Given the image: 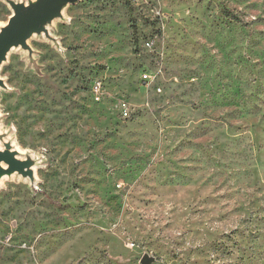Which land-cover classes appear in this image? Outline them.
Wrapping results in <instances>:
<instances>
[{
  "label": "rangeland",
  "instance_id": "obj_1",
  "mask_svg": "<svg viewBox=\"0 0 264 264\" xmlns=\"http://www.w3.org/2000/svg\"><path fill=\"white\" fill-rule=\"evenodd\" d=\"M41 1L0 0V34ZM45 28L0 63V264H264V0H70Z\"/></svg>",
  "mask_w": 264,
  "mask_h": 264
},
{
  "label": "water",
  "instance_id": "obj_2",
  "mask_svg": "<svg viewBox=\"0 0 264 264\" xmlns=\"http://www.w3.org/2000/svg\"><path fill=\"white\" fill-rule=\"evenodd\" d=\"M70 0H44L32 8L16 7V16L12 18L9 26L0 34V63L6 58L8 51L18 45H24L25 41L34 33L47 32L45 26L61 14V10ZM12 157L9 154H0V179L6 175H12L19 170L17 165L9 169L2 167V162L11 164ZM153 259L145 256L142 264H150Z\"/></svg>",
  "mask_w": 264,
  "mask_h": 264
},
{
  "label": "built area",
  "instance_id": "obj_3",
  "mask_svg": "<svg viewBox=\"0 0 264 264\" xmlns=\"http://www.w3.org/2000/svg\"><path fill=\"white\" fill-rule=\"evenodd\" d=\"M148 79H150L149 76H148L147 74H145V75H144V80L147 81ZM100 87H101L100 84H96V85L94 86V90H95V93H96V94H98Z\"/></svg>",
  "mask_w": 264,
  "mask_h": 264
}]
</instances>
